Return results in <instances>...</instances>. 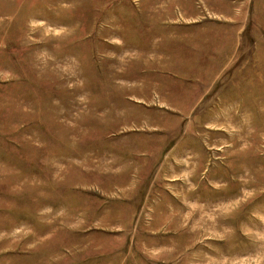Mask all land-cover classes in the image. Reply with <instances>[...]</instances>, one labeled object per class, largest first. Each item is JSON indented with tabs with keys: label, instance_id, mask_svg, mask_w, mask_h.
<instances>
[{
	"label": "rangeland",
	"instance_id": "rangeland-1",
	"mask_svg": "<svg viewBox=\"0 0 264 264\" xmlns=\"http://www.w3.org/2000/svg\"><path fill=\"white\" fill-rule=\"evenodd\" d=\"M0 264H264V0H0Z\"/></svg>",
	"mask_w": 264,
	"mask_h": 264
}]
</instances>
